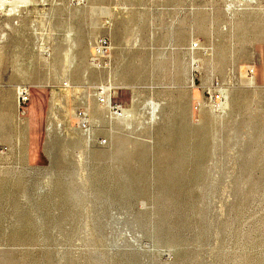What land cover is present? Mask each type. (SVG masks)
Returning a JSON list of instances; mask_svg holds the SVG:
<instances>
[{
    "label": "rangeland",
    "instance_id": "1",
    "mask_svg": "<svg viewBox=\"0 0 264 264\" xmlns=\"http://www.w3.org/2000/svg\"><path fill=\"white\" fill-rule=\"evenodd\" d=\"M131 1L37 0L36 58L21 64L34 62L28 70L41 84L24 108L4 109L0 127V264H264V0H139L167 12L175 3L226 8L222 48L191 44L189 116L187 91L170 87L171 69L153 50L160 36L144 44L149 50L113 59V95L126 119L111 121L92 95L104 80L92 73L90 41L108 32L98 16L128 14ZM7 5H0L4 17L12 14ZM140 23L145 42L173 25ZM90 29L91 40L79 42ZM49 62L51 79L43 81ZM247 72L254 90L244 86ZM216 81L224 103L233 100L220 115L207 92ZM82 99L91 139L77 123ZM151 100L159 106L154 122Z\"/></svg>",
    "mask_w": 264,
    "mask_h": 264
},
{
    "label": "crops",
    "instance_id": "2",
    "mask_svg": "<svg viewBox=\"0 0 264 264\" xmlns=\"http://www.w3.org/2000/svg\"><path fill=\"white\" fill-rule=\"evenodd\" d=\"M10 1L8 5L12 8L11 15L7 14V16L4 17L1 15L4 8L0 10V36L4 31L7 33L6 38L0 41V127L6 120L4 109L12 106L15 107L17 104V87L19 85H28L31 92V87L41 84V79L34 74V71L30 72L28 70L29 68L35 67L34 62L32 64L25 62L24 68H22L21 64V60H34L36 58L37 38L35 37L34 21L36 18L37 0ZM138 1L139 0L131 1L128 7L125 8L128 14H115V12L109 14L112 24L108 27V32L104 33V35L110 38L113 46L112 64L109 68L104 69L99 77L102 78L104 82L109 81L112 83L115 81V70H113V73L111 70L116 69L117 66L114 64L113 67V59L117 64V60L122 55V57L126 59L127 56H133V51L142 49L149 50L144 44L150 43L153 38L160 36L155 38L158 45L153 50L160 51L162 59L166 62L165 67L171 69L170 72H167L174 76L175 82H172L170 87L176 91L180 89L187 91L184 93V97H182V103L183 106H185L184 103L187 101L186 105L189 110V116L190 105L195 97V90L190 89L188 83L189 76L194 71L192 60L195 56V50L192 49L191 44L193 40L198 39L199 43L203 46L212 48V44L215 42L213 48L221 50L222 37L225 35L222 30V24L227 20V9L222 7L219 9H212L209 6L201 10L196 9V7L190 3H175L172 4V9H168L172 12H167L159 8L158 5H148ZM97 6L98 5L92 6L90 11L94 12L95 10H100ZM113 11L117 10L114 9ZM162 18L171 19L173 25L168 28H159V30L157 28L158 31L154 33L155 36L152 35L151 39L149 40L148 38L149 41L146 40L145 42L142 35L145 30L142 28L140 22L147 20L158 21ZM128 23L132 25L129 27ZM201 25L203 26V31H197V26ZM32 27L34 33L30 32V28ZM118 31L123 32L122 37H117L116 34ZM91 36L92 33L91 30H89L88 34L86 33L84 35V38H80L77 34V37H79L77 40L79 42H87L88 38L91 40ZM183 40L185 41L183 42ZM48 43L49 40H44L45 46L50 49L49 55L44 53L47 58H49L52 53ZM51 71L49 62V64L44 65L43 81H49L51 79ZM79 73L82 74V70L77 72V74ZM150 73L154 74L155 72L150 71ZM126 74L131 75L133 73L128 71ZM130 77L131 76L127 77L129 84ZM83 80L84 79L80 77L79 81L83 82ZM65 81L69 80H64L63 85ZM90 106L94 109H98V106L94 104ZM176 113H180L178 107ZM101 116L102 113L99 114L98 118Z\"/></svg>",
    "mask_w": 264,
    "mask_h": 264
},
{
    "label": "built area",
    "instance_id": "3",
    "mask_svg": "<svg viewBox=\"0 0 264 264\" xmlns=\"http://www.w3.org/2000/svg\"><path fill=\"white\" fill-rule=\"evenodd\" d=\"M76 4H81L84 0H73ZM98 21L102 22L105 26H110L112 21L110 16H98L96 18ZM197 44L193 43V47ZM90 64L96 69H106L109 68L112 64V43L110 38L107 35H100L94 38L90 44ZM46 55L50 54V49L46 48L44 50ZM195 65V62H193ZM194 82V80H193ZM65 86H70L69 81L64 82ZM224 85L219 81H216L215 84L209 86L207 92L209 98L212 100L214 110L217 114H222L225 107L224 95H223ZM17 103L20 109L28 103L30 99V87L28 85H19L17 87ZM114 87L111 82H103L94 86L92 95L95 97L98 105L104 108L107 113L106 116L110 120H115L119 118L126 117V112L123 109L122 105L115 101L114 99ZM82 106L77 109L76 116L78 118V126L86 133L89 139L92 138V119L89 111V106L86 105L84 99L81 100ZM107 142L106 138H101L99 143L104 145Z\"/></svg>",
    "mask_w": 264,
    "mask_h": 264
},
{
    "label": "bare ground",
    "instance_id": "4",
    "mask_svg": "<svg viewBox=\"0 0 264 264\" xmlns=\"http://www.w3.org/2000/svg\"><path fill=\"white\" fill-rule=\"evenodd\" d=\"M252 1L255 2L256 0H252ZM5 4H9V1H8V0H1L0 5H5ZM228 4H230V3H228ZM234 6H235V5H233V7H234ZM1 7H2V6H0V8H1ZM231 8H232V7H231ZM229 11H230V10H229ZM253 16H254V15H253ZM254 17H255V16H254ZM246 19H247V18H245V21H246ZM242 20H243V19H242ZM241 23H242V21H241ZM250 23H251V22H250ZM259 23H260V22H259ZM254 25H255V24H254ZM263 25H264V24H263ZM254 27H256V26H254ZM262 27H263V26H262ZM35 28H36V27H35ZM250 28H251V27H250ZM90 30H91V29H90ZM92 30H93V29H92ZM92 30H91V31H92ZM199 30H200V31H203L201 28H199ZM240 30H242V29H240ZM244 30H245V29H244ZM238 31H239V30H238ZM248 31H249V30H248ZM259 31H260V30H259ZM80 32H81V31H80ZM80 32H79V33H80ZM186 32H187V31H186ZM239 32H240V31H239ZM246 32H247V31H246ZM251 32H252V31H251ZM253 32H254V31H253ZM263 32H264V31H263ZM249 33H250V31H249ZM71 34H72V33H70V35H71ZM179 34H181V33H179ZM241 34H242V33H241ZM247 34H248V33H247ZM5 35H6V34L3 33L2 36H0V37H3V38H4ZM79 35H80V34H79ZM245 35H246V33H245ZM245 35H244V36H245ZM249 35H251V34H249ZM255 35H256V33H255ZM82 36H84V35H83V32H82ZM251 36H252V35H251ZM178 37H181V36H178ZM73 38H74V37H73ZM0 39H1V38H0ZM74 39H75V38H74ZM182 39H184V38H182ZM3 40H4V39H3ZM80 40H81V39H80ZM1 41H2V40H1ZM184 41H185V40H183V42H184ZM181 42H182V41H181ZM196 43H197V41H196ZM182 44H183V43H182ZM82 46H83V45H82ZM42 47H43V46H42ZM70 47H71V46H70ZM201 47H203V46H201ZM219 47H220V46H219ZM187 48H188V47H187ZM204 48H205V47H204ZM207 48H208V47H207ZM42 50H43V49H42ZM204 50H205V49H204ZM78 51H79V50H78ZM205 51H206V50H205ZM219 51H220V49H219ZM79 52H80V51H79ZM81 52H83V51H81ZM217 52H218V51H217ZM220 52H221V51H220ZM220 52H218V53H220ZM218 55H219V54H218ZM218 55H217V56H218ZM221 55H222V54H221ZM56 56H57V55H56ZM219 56H220V55H219ZM219 56H218V57H219ZM223 56H224V55H223ZM223 56H222V57H223ZM49 58H50V57H49ZM54 58H55V57H54ZM56 58H57V57H56ZM220 58H221V57H220ZM218 59H219V58H218ZM221 59H222V58H221ZM227 59H228V57H227ZM54 60H55V59H54ZM54 60H53V61H54ZM78 60H79V59H78ZM219 60H220V59H219ZM223 60H224V59H223ZM225 61H226V56H225ZM69 62H71V61H69ZM81 62H82V60H81ZM192 62H193V61H192ZM215 62H216V61H215ZM222 62H224V61H221V63H222ZM226 62H227V61H226ZM81 64H82V63H81ZM217 64H218V63H217ZM217 64H216V65H217ZM225 64H226V63H225ZM153 65H154V63H153ZM219 65H220V64H219ZM219 65H217V66H219ZM71 66H72V65H71ZM223 66H224V65H223ZM82 67H83V66H82ZM78 69H79V68H78ZM240 69H241V68H240ZM154 70H155V69H154ZM195 70H196V69H195ZM232 70H233V69H232ZM69 72H70V71H69ZM92 72H94L95 75H100V74H101V69H96V68H95V71L92 70ZM149 72H150V71H149ZM178 72H179V71H178ZM179 73H180V72H179ZM179 73H178V74H179ZM247 73H248V72H247ZM94 74H93V76H94ZM69 76H70V75H69ZM75 76H76V75H75ZM75 76H73V78H75ZM179 76H180V75H179ZM242 76H248V78H249L248 81H247V84L245 83L244 86L247 87L248 89H251V90L253 89V90H254L255 87H256L257 85L255 86V84H254V82H253V75H251L250 73H248V74H245V73H244V74H242ZM76 77H77V76H76ZM78 77H79V76H78ZM94 77H95V76H94ZM244 78H245V77H244ZM70 79H71V78H70ZM75 79H76V78H75ZM245 79H246V78H245ZM79 80H80V78H79ZM147 80H148V79H147ZM243 83H244V82H243ZM256 84H257V83H256ZM192 87H194V86H192ZM242 88H243V87H242ZM236 91H237V90H236ZM240 91H241V90H240ZM243 91H244V90H243ZM243 91H242V92H243ZM234 92H235V91H234ZM246 92H247V91H246ZM231 94H232V93H231ZM242 94H243V93H242ZM248 94H249V90H248ZM236 95H237V94H236ZM239 95H240V94H239ZM244 95H245V94H244ZM230 96H231V95H230ZM232 96H233V95H232ZM233 97H234V96H233ZM233 97H232V98H233ZM237 97H238V96H237ZM239 98H241V97H239ZM37 99H38V98H37ZM150 99H151V98H150ZM152 99H153V98H152ZM231 100H232V99H230V97H229V100L225 103V107L228 109V112H230V111H229V108L231 107ZM235 100H237V99H235ZM243 100H244V99H243ZM158 101H159V100H158ZM162 102H163V101H162ZM232 102H233V100H232ZM234 102H235V101H234ZM242 102H243V101H242ZM148 104H149V105L151 106V108H152V114H151V115H153V117H152V120H151V121L154 122V120H155V118H156V112H158L159 106H158V103H157V102H154V101H152V100H151ZM148 104L146 103L145 105H147V107H149ZM236 104H237V103H236ZM159 105H160V104H159ZM162 105H163V104H162ZM147 107H146V108H147ZM160 107H161V106H160ZM144 108H145V107H144ZM144 108H143V109H144ZM146 108H145V109H146ZM151 108H150V110H151ZM161 109L164 110L165 108H161ZM150 112H151V111H150ZM162 112H163V114L165 113L164 111H162ZM144 113H145V112H144ZM159 113H160V111H159ZM224 114H225V112H224ZM129 115H130V114H129ZM159 115H161V114H159ZM164 115H165V114H164ZM218 115H219V114H218ZM162 116H163V115H162ZM206 117H207V113H206ZM123 119H124V118H123ZM125 119H126V118H125ZM125 119H124V120H125ZM161 119H162V118H160V120H161ZM204 119H205V118H204ZM131 120H132V119H131ZM219 120H220V119H219ZM111 121H112V120H111ZM113 121H114V120H113ZM151 121H150V122H151ZM162 121H163V120H162ZM147 122H148V121H147ZM159 122H160V121H159ZM211 122H213V121H211ZM120 123H121V122H120ZM123 123H124V122H123ZM145 123H146V122H145ZM155 123H156V122H155ZM160 123H161V122H160ZM118 124H119V123H118ZM151 124H152V123H151ZM121 125H122V123H121ZM148 125H149V124H148ZM115 127H116V126H115ZM51 129H52V126H50L48 130H51ZM113 129H114V128H113ZM46 132H47V131H46ZM192 132H193V131H192ZM195 132H196V131H195ZM114 133H115V132H114ZM91 136H92V135H91ZM201 136H202V135H201ZM175 138H177V137H175ZM202 138H203V137H202ZM178 139H179V138H178ZM88 140H89V139H88ZM188 143H189V142H188ZM177 145H178V144H177ZM184 146H185V144H184ZM182 147H183V146H182ZM101 153H102V151H101ZM179 153H180V152H178V154H179ZM98 154H100V153H98ZM253 154H254V153H253ZM176 155H177V154H176ZM97 156H98V155H97ZM177 156H178V155H177ZM189 156H190V155H189ZM194 156H195V155H194ZM97 158H99V157H97ZM139 158H140V157H139ZM179 158H180V157H179ZM181 158H182V157H181ZM198 158H199V157H197V160H198ZM252 160H253V159H252ZM179 162H180V161H179ZM183 162H184V161H183ZM199 166H200V164H199ZM179 167H180V166H179ZM199 168H200V167H199ZM201 168H202V167H201ZM192 169H193V168H192ZM173 170H174V168H173ZM198 170H199V169H198ZM195 171H196V170H195ZM199 172H200V171H199ZM200 173H201V172H200ZM197 174H198V173H197ZM258 179H259V178H258ZM1 186H2V185H1ZM2 188H3V187H2Z\"/></svg>",
    "mask_w": 264,
    "mask_h": 264
}]
</instances>
